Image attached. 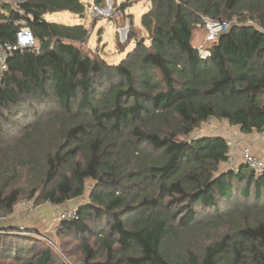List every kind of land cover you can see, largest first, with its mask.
Wrapping results in <instances>:
<instances>
[{
	"label": "trees",
	"instance_id": "1",
	"mask_svg": "<svg viewBox=\"0 0 264 264\" xmlns=\"http://www.w3.org/2000/svg\"><path fill=\"white\" fill-rule=\"evenodd\" d=\"M13 1L0 13V43H14L25 23L38 49L14 52L0 71V213L37 194L60 207L93 186L59 224L81 242V261L59 262L51 246L26 256L39 240L15 227L0 232V255L12 264H264V173L222 171L227 140L192 136L211 120L262 132L264 0H149V43L131 34L136 47L118 65L82 49L84 25L47 20L83 16V0ZM203 18L232 23L208 58L193 45ZM219 226L196 246L193 237Z\"/></svg>",
	"mask_w": 264,
	"mask_h": 264
},
{
	"label": "rangeland",
	"instance_id": "2",
	"mask_svg": "<svg viewBox=\"0 0 264 264\" xmlns=\"http://www.w3.org/2000/svg\"><path fill=\"white\" fill-rule=\"evenodd\" d=\"M83 2L86 6L83 16L70 12H57L49 14L46 18L49 21L67 25H84L90 34L88 42L82 46L87 54L99 55L109 64L118 65L136 47L135 40L129 41L131 34L134 33L138 40H145L147 44L149 43V36L141 24L143 15L151 7L149 0H131L128 3H125L124 0H100L99 3H96V0H83ZM95 8H99V11H96ZM195 34L197 44L200 45L204 38V29L197 30ZM214 130L215 126L210 128L208 124H205L199 132H194L192 136L213 135L216 134ZM238 167L239 165L235 160L233 165H230L229 162L222 164L221 170H234ZM92 186L93 182H88L83 197L60 207L44 202L40 197L38 198V194L37 199L25 198L18 203L13 212L8 213L1 210L0 215L4 216L6 221L0 222V232L9 228L8 220L9 224L16 225L15 228H24L22 233L20 230L18 233L24 236H27L24 233H28L30 237L39 240L38 243L29 245L26 256L51 246L59 262L77 263L83 258L81 242L66 235H59V224L63 215L72 214L79 207L89 202ZM23 202H27V204L22 205ZM19 216L21 217L19 218ZM224 230L225 227L223 226L209 227L207 233L199 231L200 238L193 237L194 242L197 247L204 248L215 239L217 234L224 232ZM100 240L93 236L88 239V242L95 250L99 251L102 247ZM184 244H186L185 240ZM11 260L12 258H4L0 255V264H12Z\"/></svg>",
	"mask_w": 264,
	"mask_h": 264
},
{
	"label": "built area",
	"instance_id": "3",
	"mask_svg": "<svg viewBox=\"0 0 264 264\" xmlns=\"http://www.w3.org/2000/svg\"><path fill=\"white\" fill-rule=\"evenodd\" d=\"M17 2L13 0H0V13H3L4 7L6 5H16ZM96 11H99V8H95ZM16 11V9H15ZM19 13H22L19 11ZM251 24V22H249ZM232 23L226 22V21H217V20H211L209 18H203L202 22L197 24L196 27L198 29H204L205 35L204 39L202 40L201 44L196 47V49L199 51L202 58H208L211 53L210 49L212 48V45L214 42H216L220 36L227 33L231 28ZM26 48H36L38 49V40L33 35L31 29L23 23L22 28L17 33V38L14 43H0V71L3 72L7 69V59L10 55H12L14 52L26 49ZM212 121V120H211ZM211 121H209L207 124L210 128H212ZM261 134L264 136V127L261 132ZM227 146L229 148V156L230 165H233L235 160L232 157V153L236 152L237 150H241V157L243 160V163L247 165L251 170L255 172L256 175H262L264 173V160L253 154L251 149L248 147H245L243 145V142L240 140L237 141H227ZM27 202H23L22 205H26ZM76 216V212L74 211L72 214H65L62 216V220H67L74 218ZM6 218L4 216L0 215V222H5ZM20 233L24 231V228H19ZM26 234V233H24Z\"/></svg>",
	"mask_w": 264,
	"mask_h": 264
},
{
	"label": "crops",
	"instance_id": "4",
	"mask_svg": "<svg viewBox=\"0 0 264 264\" xmlns=\"http://www.w3.org/2000/svg\"><path fill=\"white\" fill-rule=\"evenodd\" d=\"M3 13H5L6 15L7 14L9 15L7 10H5V9L3 10ZM197 42H198L197 37H195L193 40V45L195 48L197 47L195 45H199V44H197ZM211 124H212V128L215 126L214 131L216 132V134H213L212 136H220V137H223L227 141L228 140H230V141L240 140L243 142V145L245 147H248L251 149L253 154L261 157L264 160V136L261 133L254 131L253 133H250V134H244L241 132L239 127L231 125L227 120H221V121L212 120ZM241 152H242L241 150H237L236 152L232 153L233 159L236 160L237 165H239V166L244 164L242 157H241ZM237 169H234V170H237ZM226 170H231V169H224L222 171H226ZM21 213H23V212H21ZM20 217L21 216H19V218ZM10 222H11V220H10ZM7 223H8V225H10L9 227H15L16 226L15 224L14 225L9 224L8 220H7Z\"/></svg>",
	"mask_w": 264,
	"mask_h": 264
}]
</instances>
